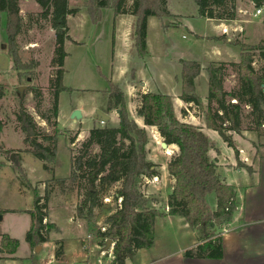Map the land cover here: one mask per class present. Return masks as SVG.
Masks as SVG:
<instances>
[{"label": "trees", "instance_id": "16d2710c", "mask_svg": "<svg viewBox=\"0 0 264 264\" xmlns=\"http://www.w3.org/2000/svg\"><path fill=\"white\" fill-rule=\"evenodd\" d=\"M20 1L0 0V45L3 43L1 49L5 48L12 57H16V38L22 29ZM34 1L40 8V17L48 20L55 37L52 64L57 69L52 80L54 93L51 113L52 117L56 118L58 94L63 90L70 91L62 82L64 58L67 55L64 42L72 40L68 34L67 16L77 14L79 8H70L69 0ZM193 1L197 5L195 17L227 20L235 17V0ZM250 1L256 6L262 4V0ZM83 5L93 24L100 20L103 8H111L114 11V20L119 14H132L134 46L141 58L147 55L146 29L149 16H154L160 21L162 31L178 24V15L169 11L168 0H132L130 5L128 0H85ZM175 18L176 22L172 20ZM230 43L238 47L237 63L209 62L202 66L197 60L179 59L181 68L176 79L180 85L179 99L184 103L195 104L203 114L205 128L216 132L238 155L231 132L241 130L242 105L250 109L255 126L264 125V40L247 43L235 38ZM253 51L258 52L260 59L257 60L262 61L260 69H255L252 65ZM229 67L237 74V84L231 91H226L224 78ZM134 72L132 69V78L129 81L131 84L136 83L133 80ZM202 72L207 76V105L196 90L197 78ZM31 90L37 99L36 107L39 108L41 90L38 87H32ZM104 92V112L118 111V123L105 122L101 127H92L74 161L69 178H87L83 198L76 209L77 216L92 217L93 210L99 205V193L120 182V187L113 195L114 199H120V203L104 219L105 231H96L97 238L103 240L102 244L105 245L107 240L114 243L111 264H126V260L132 259L137 249L150 248L154 242V220L164 214L182 216L198 235L201 243L194 249L186 250L185 257L220 259L222 246L218 231L233 218L236 192L233 186L220 178L216 162L209 156L211 150H217L212 139L201 126L177 117L171 95L160 91L140 94L136 115L143 119L145 126L155 127L167 146L174 145L177 148L167 163V171L172 179L166 202L168 211H160L149 204L154 201L148 199L140 189L141 178L157 176L154 164L146 158L147 132L129 113L126 95L118 84L110 82L109 88ZM2 96L0 90V98ZM229 97L236 99L237 103H230ZM15 116L24 135L23 143L28 148L25 151L43 162H55L56 135L43 133L22 104ZM51 125L55 128L57 121H53ZM2 127L3 123L0 121V131ZM40 139L50 141L52 146L43 145ZM93 145H97L99 151L93 156H88V151ZM19 152V149L0 145V154L10 159L11 166L18 173L20 184L33 193L32 208L26 211L30 215L31 225L26 231L25 241L31 249H35L48 241L47 234L56 226L53 223H43V219L47 218L49 191L45 189L43 195H40L29 183L21 165ZM2 166L4 162L0 161V168ZM43 167L47 169L45 164ZM244 167L251 172L249 166ZM209 196H213V205L210 204ZM5 211L0 209V215ZM18 246V239L0 233V253L14 254ZM54 255L59 258L62 248H58Z\"/></svg>", "mask_w": 264, "mask_h": 264}, {"label": "rangeland", "instance_id": "374dc122", "mask_svg": "<svg viewBox=\"0 0 264 264\" xmlns=\"http://www.w3.org/2000/svg\"><path fill=\"white\" fill-rule=\"evenodd\" d=\"M83 1L85 0L79 2L81 7L77 14L67 16L68 34L72 40H65L64 42V49L68 56L63 66L62 82L70 91L63 90L58 94V114L56 118H53L51 113L54 93L52 80L57 69L52 64L55 42L54 32L48 20L40 17V8L34 0L20 1L22 29L16 38V57H12L5 48L1 49L3 43L0 45V54L8 58V67L6 69L0 67V90L3 94L0 98V121L3 123L0 131V145L5 148L19 149V154L25 151L21 149L22 147L28 149L23 143L24 135L18 127L15 116L20 104L32 115L43 133L56 135V160L55 162H43L47 166V171L51 173V178L44 181V190L39 191L42 195L45 189L49 191L47 212L49 210V212L55 214L66 233L65 235L69 237L71 247L76 243L77 234H83L80 237V243L84 251L87 252L86 262H89V264L92 262V264H111L109 257H101L100 252L102 249L111 248L112 244L110 243L108 247L106 244H102L101 241L103 240L97 238L96 231L104 225V219L110 211L120 203L119 198L114 199L113 197L120 187V182L112 184L105 191L99 193V205L93 210L92 217L82 218L84 220L82 222L83 228L76 230L72 223H65L70 215L77 216L76 209L83 198L87 183V178L83 176H78L74 180L69 178L71 169L74 167V161L79 155L83 141L88 137L89 130L92 127L104 125L101 119L94 118L95 110L99 109L104 112L106 103L104 90L109 88L110 82L118 84L122 88L132 115L147 132L146 158L154 164V169L157 171L155 178L145 179L143 177L140 179V189L148 199L154 201V203L149 204L161 211L166 205L167 196L171 191L170 186H172V179L167 171V163L176 153L177 148L174 145L163 148L161 146L163 139L159 132L155 127L145 126L143 120L137 117L136 110L140 103V94L147 92L149 87L151 88L150 91H160L170 94L174 99L177 98V94L180 93V85L176 77L179 76L181 68L178 59H197H194L192 57L194 53L187 49L186 44L192 41L193 37L186 31L185 25L173 23L175 24L172 26L174 28L166 31L160 30V27L150 26L148 33L150 38L148 42L149 52L147 51V55L141 58L134 46L133 29H131L128 37L123 35L126 27L133 28V23L132 25L130 23V16H124V21L116 19L113 40L114 11L111 8L105 9L103 15L101 12L100 20L93 24ZM194 4L193 0H169L170 9L181 14L192 11ZM262 17L261 15L257 19L253 18L251 24H246V26L251 27L252 23L261 21ZM172 20L177 21L176 18ZM182 34L186 38H182ZM253 53L254 62L252 65L255 69H260L262 64L257 63V59H260L258 52L253 51ZM236 55V59H238V49H236ZM197 61L202 66L209 63L206 59ZM132 69L135 71L133 76L136 81L147 79L149 82L148 89L141 88L139 83L130 86L129 80L132 78ZM229 71V75L224 79L226 91H231L237 84V76L232 73L235 70L230 68ZM205 77L204 72L199 75L196 90L207 105V82ZM18 87H23V90L18 91ZM32 87H38L41 90L39 108L36 107L37 99L31 90ZM228 101L237 103L236 99L232 100L230 97ZM181 104L182 108L177 107L178 118L185 122H193L206 130L203 114L195 104L184 102H181ZM75 109L80 110L81 117L78 119L71 118V113ZM107 114L111 116L107 123L117 124L118 114L116 110H111ZM241 115L240 132H230L232 137L235 136L236 139L243 138L248 141L246 144L247 151H240L243 154L247 152L241 161L246 165L251 161L248 154L256 155L264 152V125L257 127L253 124L248 106L242 105ZM47 118L49 121H47ZM53 121H57L55 128L51 125ZM211 138L220 146L222 152L219 151V160L226 167L229 162L226 155L228 156L227 153L229 152L234 153L233 149L228 148L229 146L217 136V133L211 135ZM39 141L43 145L52 146L50 141L41 139ZM126 145L127 142L124 146ZM98 151L99 147L93 145L88 151V156H93ZM238 154H241L239 150ZM1 158L4 165L5 162H10V167H12L10 159L0 154ZM28 166L29 170L31 168L41 170V164L37 160L30 161ZM7 175V173L2 174V177H4V185L2 184V186L4 187L0 190L1 204H7L8 202L7 189L11 184L5 178ZM38 185H40L39 182L36 186ZM209 201L211 205L214 204L213 196H209ZM47 223H50L48 219ZM50 233L47 234L48 240L50 239ZM52 237H59V235L52 234ZM180 239L184 240L186 236L184 235ZM168 240L170 245L166 244L162 248L167 249L173 246L174 239L168 238ZM52 242L54 243V253L64 245L62 238L52 239ZM22 250L21 248L20 252Z\"/></svg>", "mask_w": 264, "mask_h": 264}, {"label": "crops", "instance_id": "0c3cea01", "mask_svg": "<svg viewBox=\"0 0 264 264\" xmlns=\"http://www.w3.org/2000/svg\"><path fill=\"white\" fill-rule=\"evenodd\" d=\"M79 2L80 0H69V7L79 8L80 10L81 6L79 5ZM131 2L132 0H128L129 5ZM235 8V17L230 20L198 18L195 17L197 11L196 3L193 5L192 11L181 14L180 12H173L170 9L168 0L169 11L178 15V25H185L186 31L193 37L192 41L186 44L187 49L191 53H194V56L192 57L197 60L206 59L213 63L238 62L239 50L238 59H236V49H238V47L230 43L235 38L242 39L247 43H257L264 40V10L261 14L263 16L261 21L252 23V26H249V28L246 24H251L253 18L257 19L259 17H252L251 13L253 11V6L251 1L235 0ZM105 9L107 8L101 10L102 15ZM124 16H130V23L131 25L132 23L134 24V16L130 13L119 14L115 20L113 17V40L115 21H117L116 19L124 21ZM150 26L161 28L160 21L154 16H149L147 19L146 46L148 52V42L150 39L148 33ZM172 28L174 27H169L168 30ZM131 29L133 28L126 27L123 35L128 37ZM181 37L186 38L184 34H182ZM208 37H218V39L215 40ZM67 56L68 53L66 57ZM66 57L64 58V65ZM257 63L262 64V61L257 60ZM229 70L230 67L226 72L225 78L229 75ZM232 73H235L237 76L235 71ZM205 79L207 82V76ZM133 80L136 81L134 78ZM137 83L140 84L141 88L148 89L149 87V82L145 78L138 79L136 83H133L130 86L132 87ZM150 89L151 88L149 87L148 91H150ZM179 94L180 93L177 94V98H172L176 115L177 107L182 108L181 102H183L179 99ZM127 109L132 115L128 105ZM132 117L135 119L133 115ZM135 121L138 124L136 119ZM207 130L208 129L204 131L206 132ZM206 133L210 138L211 135L213 136L216 134V132L212 130H208ZM212 141L217 150H211L209 156L211 159L215 160L220 178L225 183L233 186L236 192L237 209L234 210L233 218L218 232V235L221 238L222 257L220 259L185 257L184 252L186 250L194 249L201 243L198 240V235L196 231L188 226L182 216L164 214L163 216L156 217L154 220V242L152 246L150 248L137 249L134 257L126 260V264H264V152L256 155L248 154V158L250 157L251 160L250 163H246V166L251 168V172H249L244 167L245 164L241 162L247 152L246 154L240 152L242 150L244 152L247 151L246 144L248 141L243 138L236 139L234 136V145L241 154L236 155L235 153H227L228 156L226 155V157H228L227 159L229 162L225 167L224 163L219 160V151L222 152V150L215 140L212 139ZM21 149L25 150L26 148L22 147ZM212 153L214 154L212 155ZM20 159L29 183L35 187L38 192L40 190L43 191L45 187L44 181L51 178V173L43 167V161L35 158L27 151L20 153ZM32 159L40 162L41 170L35 168H31V170L28 169L29 162L33 161ZM0 160L3 161L2 158ZM15 172L16 171L10 167V162H5V165L0 168V190L4 187L2 186V184L4 185V177H2V174H8L5 178L8 183L11 184L7 189V204L0 203V209L2 208L6 210L0 217V233L18 239L19 246L14 254L9 255L0 253V264H89V262L85 261L87 252L84 251V248L80 243V237L83 234H77L76 243L71 247L69 244V237L65 235L66 233L63 230L62 225L58 222L55 214L49 212V210L47 212V219L50 223H53L56 228L52 230L51 233L49 232L50 239L43 243L39 249L30 248L25 241L26 231L31 225L30 215L26 211L32 208L33 193L29 188L20 184L19 176L17 172ZM34 173H36V175H34ZM38 182L40 185L36 186ZM161 211L167 212V206L165 205ZM83 221L82 218L70 215L65 223L68 224V222H70L76 230H80L83 228ZM52 234L59 235V237H52ZM184 235L186 236V239H180ZM55 238L63 239L64 245L62 247V255L59 258H55L54 255V243L52 242V239ZM168 238L174 239L173 246L167 249L162 248L166 244L170 245ZM21 248L23 249L22 252H20Z\"/></svg>", "mask_w": 264, "mask_h": 264}, {"label": "water", "instance_id": "95a60500", "mask_svg": "<svg viewBox=\"0 0 264 264\" xmlns=\"http://www.w3.org/2000/svg\"><path fill=\"white\" fill-rule=\"evenodd\" d=\"M7 59L8 58L5 55L0 54V67L2 69H6L8 67V60ZM22 90H23V87H18V91L21 92ZM116 112L118 113V111H116ZM80 117H81V114H80V110L79 109H75V110L72 111L71 118L78 119ZM94 118L101 119L102 122L105 123V122H108L110 120V115L105 113V112H103V111H101V110H99V109H96L95 110V114H94ZM161 146L164 148V147H167V144L165 142H162ZM12 157H13V155H11L10 158L12 159ZM110 243H111V241L107 240L106 241V246L107 247L110 246ZM37 249H39V247H37Z\"/></svg>", "mask_w": 264, "mask_h": 264}, {"label": "built area", "instance_id": "2783aa9c", "mask_svg": "<svg viewBox=\"0 0 264 264\" xmlns=\"http://www.w3.org/2000/svg\"><path fill=\"white\" fill-rule=\"evenodd\" d=\"M251 3H252V6H253V11H252V13H251V15H252V17H258V16H260L262 13H263V10H264V0H262V4L261 5H259V6H256L252 1H251ZM264 90V89H263ZM120 201V200H119ZM235 209H237V207L235 206V208H234V210ZM43 223H47V218H44L43 219ZM99 229L101 230V231H105V225H103V226H100L99 227ZM88 237H90L89 235H88ZM112 245H111V248H108V249H102L101 250V252H100V256L101 257H105V256H107V257H109V260H110V262L112 263V261H113V254H112V248H113V242L111 243ZM98 262H100V260H98Z\"/></svg>", "mask_w": 264, "mask_h": 264}]
</instances>
